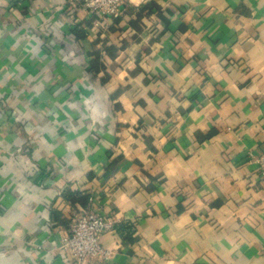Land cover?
<instances>
[{
  "label": "crops",
  "instance_id": "1",
  "mask_svg": "<svg viewBox=\"0 0 264 264\" xmlns=\"http://www.w3.org/2000/svg\"><path fill=\"white\" fill-rule=\"evenodd\" d=\"M83 2L0 0V264H264V0Z\"/></svg>",
  "mask_w": 264,
  "mask_h": 264
},
{
  "label": "built area",
  "instance_id": "2",
  "mask_svg": "<svg viewBox=\"0 0 264 264\" xmlns=\"http://www.w3.org/2000/svg\"><path fill=\"white\" fill-rule=\"evenodd\" d=\"M128 0H84L85 10L106 18L118 19ZM77 6L76 8H79ZM257 163L264 181V153L251 156ZM115 230V223L106 217L100 208L92 207L74 216L71 227L63 237L59 249L77 264L106 262L112 256L103 245V238Z\"/></svg>",
  "mask_w": 264,
  "mask_h": 264
},
{
  "label": "trees",
  "instance_id": "3",
  "mask_svg": "<svg viewBox=\"0 0 264 264\" xmlns=\"http://www.w3.org/2000/svg\"><path fill=\"white\" fill-rule=\"evenodd\" d=\"M75 200H76V199H75ZM75 200H73V201H75ZM77 200H79V199H77ZM86 201H87V197H85V199H83V201H82L81 203H82V204H85ZM127 240H128V242H132V241H133L130 237H128Z\"/></svg>",
  "mask_w": 264,
  "mask_h": 264
}]
</instances>
